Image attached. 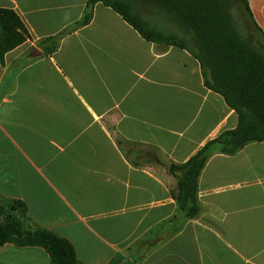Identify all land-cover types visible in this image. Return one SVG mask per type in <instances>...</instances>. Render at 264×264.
I'll return each instance as SVG.
<instances>
[{
	"label": "crops",
	"instance_id": "0c3cea01",
	"mask_svg": "<svg viewBox=\"0 0 264 264\" xmlns=\"http://www.w3.org/2000/svg\"><path fill=\"white\" fill-rule=\"evenodd\" d=\"M87 2L0 0L29 33L0 61V206L24 204L23 223L68 240L82 264L117 255L145 256L137 264H264V143L213 154L199 179L202 212L177 231L170 165L234 130L238 116L205 86L187 50L146 41L101 3L47 55L43 42L79 22ZM247 2L264 35V0ZM248 23L246 38L261 43ZM151 236L152 249L137 246ZM0 264L50 257L6 244Z\"/></svg>",
	"mask_w": 264,
	"mask_h": 264
},
{
	"label": "trees",
	"instance_id": "16d2710c",
	"mask_svg": "<svg viewBox=\"0 0 264 264\" xmlns=\"http://www.w3.org/2000/svg\"><path fill=\"white\" fill-rule=\"evenodd\" d=\"M99 3L119 14L146 41L187 50L199 61L205 86L221 95L238 116L234 130L225 131L208 142L186 163L170 165V174L178 179V215L171 223H178L179 231L185 221L197 219L202 212L199 179L213 154L234 156L248 144L264 143V35L252 18L247 0H88L82 19L61 35L46 39L44 52L55 53L62 36L89 25ZM137 3L160 7L164 16L186 36L151 26L142 17ZM236 6L244 7L261 34V43L254 44L241 34L232 13ZM28 39L29 33L18 14L0 9V61ZM25 211L22 203L0 206L1 246L41 247L49 254L50 264H82L68 240L46 230L27 229L23 223ZM153 242L152 237L137 246L149 243L152 249L156 245ZM135 248L129 250L130 254ZM144 257L117 255L108 264H137Z\"/></svg>",
	"mask_w": 264,
	"mask_h": 264
},
{
	"label": "rangeland",
	"instance_id": "374dc122",
	"mask_svg": "<svg viewBox=\"0 0 264 264\" xmlns=\"http://www.w3.org/2000/svg\"><path fill=\"white\" fill-rule=\"evenodd\" d=\"M136 6L143 11L144 13H146V18L149 19L152 23H154L155 25H157L158 27H161V29L165 30L166 32L169 33H174L180 37H185L186 34L174 23H172L168 18H166L164 15V17L161 16H157L156 14L153 13V11L148 7L150 5H143L140 3H137ZM236 25L239 29V31L245 36L248 37V26H249V18L248 16L245 14L244 10L240 7L238 8L237 6L232 10ZM170 24V29L167 27L166 24ZM168 24V25H169ZM163 25V26H161ZM156 27V26H154ZM25 225V224H24ZM25 227L27 229H29L26 225ZM32 230L33 229H29Z\"/></svg>",
	"mask_w": 264,
	"mask_h": 264
}]
</instances>
